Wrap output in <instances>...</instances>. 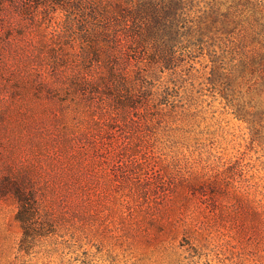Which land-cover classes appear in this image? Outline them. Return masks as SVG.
Wrapping results in <instances>:
<instances>
[{
	"label": "rangeland",
	"instance_id": "obj_1",
	"mask_svg": "<svg viewBox=\"0 0 264 264\" xmlns=\"http://www.w3.org/2000/svg\"><path fill=\"white\" fill-rule=\"evenodd\" d=\"M118 6H0V264H264V119L234 116L196 49L147 67L122 33L111 67L100 26ZM15 185L50 219L28 253Z\"/></svg>",
	"mask_w": 264,
	"mask_h": 264
},
{
	"label": "trees",
	"instance_id": "obj_2",
	"mask_svg": "<svg viewBox=\"0 0 264 264\" xmlns=\"http://www.w3.org/2000/svg\"><path fill=\"white\" fill-rule=\"evenodd\" d=\"M4 1L0 0V6ZM118 2L112 17L97 12L93 18L99 20L102 15L104 20L99 38L111 67L118 65L126 47L117 44L122 33L137 37L148 47L150 51L146 52L125 48L131 59L147 67L174 69L181 57L176 48L196 49L208 68L207 83L218 90L234 116L248 123L254 133L256 124L264 119V0ZM95 52L99 61L102 52ZM8 189L16 200L14 218L22 230L18 250L28 253L39 238L50 232V219L21 186Z\"/></svg>",
	"mask_w": 264,
	"mask_h": 264
}]
</instances>
